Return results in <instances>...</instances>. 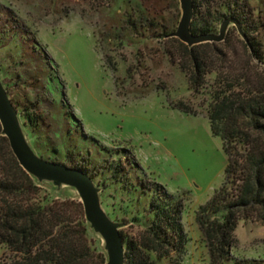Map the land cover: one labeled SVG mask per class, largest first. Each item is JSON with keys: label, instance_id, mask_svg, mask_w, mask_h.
Here are the masks:
<instances>
[{"label": "rangeland", "instance_id": "rangeland-1", "mask_svg": "<svg viewBox=\"0 0 264 264\" xmlns=\"http://www.w3.org/2000/svg\"><path fill=\"white\" fill-rule=\"evenodd\" d=\"M238 1L252 11L253 37L264 55V0ZM0 6L9 9L24 30L22 34L0 30V78L36 155L65 166H87L100 190L103 211L123 225L119 232L125 240L137 237L152 219L148 213L152 191H142L140 184L162 186L182 205L186 242L178 260L158 259L154 254L150 258L154 264H209L195 213L222 183V141L211 133L204 114L170 109L167 98L185 102L192 98L185 76L161 53L160 43L128 37L130 47L101 44L100 28L95 26L101 17L87 14L82 20L78 12L86 5L77 0H0ZM160 6L167 9L163 18L175 31L181 15L179 0H166ZM137 7L138 0H118L103 17L116 25L117 16ZM218 11L226 14L224 8ZM218 30L216 23L213 34ZM226 35H231L230 44L239 51L232 24ZM101 50L115 62V74L105 67ZM114 78L123 84L119 89L124 95L118 93ZM142 80L148 88L142 87ZM158 83L164 91L155 90ZM146 90L147 96L135 98ZM38 184L48 200L79 201L74 189ZM88 236L106 258L101 238L91 229ZM234 239L232 261L225 264H264V224L239 221ZM0 264H8L2 246Z\"/></svg>", "mask_w": 264, "mask_h": 264}, {"label": "trees", "instance_id": "trees-1", "mask_svg": "<svg viewBox=\"0 0 264 264\" xmlns=\"http://www.w3.org/2000/svg\"><path fill=\"white\" fill-rule=\"evenodd\" d=\"M77 1L86 5L78 12L82 20L87 14L101 17L95 24L100 28L101 44L113 42L119 47H130L128 37L159 42L161 53L185 76L192 100L199 98L198 104L168 98L166 102L170 109L183 114H204L211 133L222 141L223 180L210 200L198 208L195 223L209 264L231 262L238 222L264 224V55L253 37L256 26L251 9L238 0H192L190 33L213 35L216 23L220 27L224 20H233L247 39L245 43L237 33L238 51L230 44L231 35L218 44L193 47L172 38L174 31L163 18L167 9L160 6L166 0H138L137 8L117 16L116 25L109 24L103 13L118 0ZM220 7L226 14L218 11ZM2 28L24 32L12 12L0 6ZM101 55L105 67L115 74L112 57L105 50H101ZM127 74L130 75L129 69ZM141 83L148 88L146 81ZM114 85L121 95L123 84L114 78ZM155 90L164 91L165 87L158 83ZM147 95L146 90L136 93L135 98ZM26 119L29 121L28 116ZM67 167L78 169L93 180L94 174L87 166ZM140 185L142 191H152L148 207L152 219L137 237H122L124 264H154L150 254L158 259L178 260L186 242L181 203L156 183L145 181ZM89 231L79 201L41 196L39 184L19 166L0 126V246L7 252L8 264H105L106 258L95 248Z\"/></svg>", "mask_w": 264, "mask_h": 264}, {"label": "water", "instance_id": "water-1", "mask_svg": "<svg viewBox=\"0 0 264 264\" xmlns=\"http://www.w3.org/2000/svg\"><path fill=\"white\" fill-rule=\"evenodd\" d=\"M181 11L180 20L176 30L171 35L187 47L198 46L206 43H221L225 39L227 28L232 24L243 41L247 39L240 27L230 19L224 20L215 35H198L190 33L194 9L192 0H179ZM0 126L9 148L19 166L38 183H50L57 189L69 187L74 189L82 205L86 222L90 229L98 235L106 252L105 264H124L125 248L120 235L122 224L111 221L103 211L99 193L93 180L84 172L69 168L63 164L50 162L37 156L26 140L18 112L10 100L7 90L0 78Z\"/></svg>", "mask_w": 264, "mask_h": 264}]
</instances>
